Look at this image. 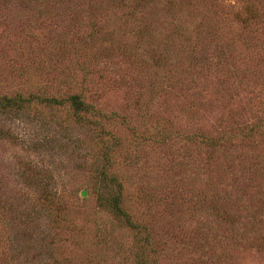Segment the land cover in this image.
<instances>
[{
	"label": "rangeland",
	"instance_id": "rangeland-1",
	"mask_svg": "<svg viewBox=\"0 0 264 264\" xmlns=\"http://www.w3.org/2000/svg\"><path fill=\"white\" fill-rule=\"evenodd\" d=\"M85 87L111 117L0 113V264H136L96 203L106 147L159 264H264V0H0V94ZM30 159L50 177L20 176Z\"/></svg>",
	"mask_w": 264,
	"mask_h": 264
},
{
	"label": "trees",
	"instance_id": "trees-1",
	"mask_svg": "<svg viewBox=\"0 0 264 264\" xmlns=\"http://www.w3.org/2000/svg\"><path fill=\"white\" fill-rule=\"evenodd\" d=\"M87 93V87H85L78 93H71L68 94V96L60 98L54 96L41 97L35 94H28L27 96H22L20 93H15L13 95L0 94V113L13 114L14 117L21 116L24 119L30 117L29 114L34 113L35 116L33 117L34 119H37L36 117H39L40 115V108L43 106L47 108H59L67 105L77 123L85 126L94 125V117H105L106 119L111 117V115L104 116L101 109L95 106L91 100H89ZM124 122H126V120H124ZM28 123L30 122L22 121V126L24 124L27 125ZM131 129L133 130V128ZM108 134L109 133L107 130L99 131V140L104 139V137ZM136 137H138V139L143 138L139 135H136ZM34 143L35 145L39 144V142ZM30 145L31 144L28 146ZM104 150L105 152L103 156L105 164H103L100 169L96 170V174L99 177L98 181L101 187L100 190H102V193L99 192L97 196L96 203L104 210L113 213L115 218L123 219L128 227L136 230V235H138L141 240L139 247L135 252L136 264H159L156 250L153 247L155 242L153 241L149 229L138 222H133L132 218L124 211L122 207L123 186L115 176L107 173V166L111 164L109 157V152L111 150H109L108 147L104 148ZM18 171L20 172V176L29 180L43 181L50 177V168L47 164L39 165L34 161L31 162V159L26 161L25 164L18 169ZM42 181H36L34 182V185H32L33 182L28 184V189L34 194L36 199L49 201L50 198L61 194V191L56 188L50 189V187H45V183ZM37 182H41L43 184L38 185ZM21 195L23 194L11 193V196H9L8 193L10 200H16ZM4 196L6 198L5 190ZM17 259L19 260L20 257H17ZM13 262H15V260ZM13 262H11V264H13Z\"/></svg>",
	"mask_w": 264,
	"mask_h": 264
},
{
	"label": "water",
	"instance_id": "water-1",
	"mask_svg": "<svg viewBox=\"0 0 264 264\" xmlns=\"http://www.w3.org/2000/svg\"><path fill=\"white\" fill-rule=\"evenodd\" d=\"M86 195V191L85 190H82L81 191V196H85Z\"/></svg>",
	"mask_w": 264,
	"mask_h": 264
}]
</instances>
